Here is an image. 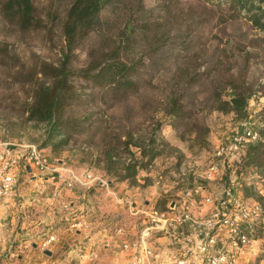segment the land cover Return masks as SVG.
Instances as JSON below:
<instances>
[{"label":"rangeland","instance_id":"obj_1","mask_svg":"<svg viewBox=\"0 0 264 264\" xmlns=\"http://www.w3.org/2000/svg\"><path fill=\"white\" fill-rule=\"evenodd\" d=\"M7 1L0 0V140L34 144L52 161L87 169L113 185L125 182L139 205L149 200L162 208L189 189L192 179L181 170L204 169L240 120L258 129L264 123V31L249 22L245 11L224 0H110L94 29L78 35L71 54L76 74L63 117L75 123V132L56 151L42 148L46 124L28 120L27 109L34 88L53 82L50 75L64 49L62 26L73 0H31L38 25L27 30L3 10ZM126 29L134 33L125 60L134 63L139 88L112 96L82 72L106 50L103 44L116 41ZM235 90L248 95L245 117L216 108L217 97L228 100ZM171 96L180 97L188 114L187 124L178 129L166 112ZM129 134L133 141L154 134L162 140L161 154L138 171L137 184L120 181L103 162L111 151L115 172L133 157L136 149L122 144ZM239 163L226 164L219 183L234 179L243 196L251 184V198L264 204V173L259 176ZM251 249L249 264H264V231Z\"/></svg>","mask_w":264,"mask_h":264},{"label":"built area","instance_id":"obj_2","mask_svg":"<svg viewBox=\"0 0 264 264\" xmlns=\"http://www.w3.org/2000/svg\"><path fill=\"white\" fill-rule=\"evenodd\" d=\"M260 139L259 129L250 120H240L237 130L216 147L215 158L204 169L181 170L192 183L180 199L168 202L164 209L149 200L136 206L130 199L117 197L141 222L132 239L125 222L115 227L121 247L129 252L130 264H236L239 255L264 231V204L244 197L233 185L234 179L228 184L219 182L226 164L240 162L247 147ZM18 172L31 178L37 173L52 174L69 189L76 184L108 186L101 175L91 171L81 175L63 160L52 161L34 144L0 140V197L15 196ZM84 224L82 219L74 221L76 227Z\"/></svg>","mask_w":264,"mask_h":264},{"label":"crops","instance_id":"obj_3","mask_svg":"<svg viewBox=\"0 0 264 264\" xmlns=\"http://www.w3.org/2000/svg\"><path fill=\"white\" fill-rule=\"evenodd\" d=\"M51 175L31 178L18 172L15 196L0 197V264H130L115 227L125 222L129 238L138 235L139 218L117 199L130 195L137 206L132 188L108 180V186L76 184L69 189ZM79 219L84 226H74ZM251 251L249 246L236 264H249Z\"/></svg>","mask_w":264,"mask_h":264},{"label":"trees","instance_id":"obj_4","mask_svg":"<svg viewBox=\"0 0 264 264\" xmlns=\"http://www.w3.org/2000/svg\"><path fill=\"white\" fill-rule=\"evenodd\" d=\"M109 1L73 0L67 11L62 26L65 45L58 66L52 67L50 76L53 78V82L38 84L34 88V100L27 109L28 120L46 124V136L42 142V148L50 146L52 151H56L67 145L72 133L75 132V123L65 120L63 117L64 104L73 96L70 79L76 74L70 67L71 54L78 35L94 29L99 14ZM224 2L231 3L245 11L249 22L264 31V0H224ZM3 10L17 19L19 26L24 30L38 25L33 18L34 8L31 0H8L3 5ZM133 33V29H126L118 34L116 41L112 40L109 43L107 39L108 43L103 44L106 50L82 72L83 78L112 96L136 91L139 88L138 83L134 81L137 70L133 62L128 63L125 60V54L133 47ZM217 100L219 103L216 108L219 111L233 112L238 117L247 115L248 95L245 92L235 90L228 100H221L220 97H217ZM166 112L171 116L169 124L173 128L178 129L179 126L187 124L185 120L188 118V114L181 104L180 97L171 96L169 98ZM159 127L157 125L155 130L158 131ZM259 132L261 139L247 147L239 164L242 167H252L256 172H261L258 173L261 176L264 173V123ZM133 139V135L129 134L122 141L125 148L132 145L136 151L132 154L133 157L118 171L114 172L110 168L115 160L111 151L104 154L103 162L107 172L115 175L120 181L137 184L138 171L146 169L161 154L159 143L162 140L155 134L146 139H136V141ZM250 186L251 184L243 188V194L248 198L252 197L250 188L254 189L253 185ZM166 205L167 202H164L163 207L160 208L156 203L155 207L164 209Z\"/></svg>","mask_w":264,"mask_h":264},{"label":"water","instance_id":"obj_5","mask_svg":"<svg viewBox=\"0 0 264 264\" xmlns=\"http://www.w3.org/2000/svg\"><path fill=\"white\" fill-rule=\"evenodd\" d=\"M27 170L30 171V168L27 166ZM44 253H48L49 254V251L48 250H44Z\"/></svg>","mask_w":264,"mask_h":264}]
</instances>
